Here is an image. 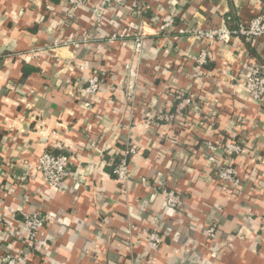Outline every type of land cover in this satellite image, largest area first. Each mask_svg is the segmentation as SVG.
<instances>
[{
  "label": "crops",
  "instance_id": "crops-1",
  "mask_svg": "<svg viewBox=\"0 0 264 264\" xmlns=\"http://www.w3.org/2000/svg\"><path fill=\"white\" fill-rule=\"evenodd\" d=\"M98 3L0 0V258L27 236L25 215H49L36 248L23 245L33 253L24 264H264V99L240 82L264 62V36L195 32L229 28L231 11L249 25L264 0H129L100 23ZM125 29L144 30L140 52L134 35L109 40ZM93 74L105 87L89 96L81 89ZM225 142L243 147L216 152L237 187H222L208 160L207 145ZM129 146L123 182L106 156ZM57 149L71 174L54 185L37 164Z\"/></svg>",
  "mask_w": 264,
  "mask_h": 264
},
{
  "label": "built area",
  "instance_id": "built-area-1",
  "mask_svg": "<svg viewBox=\"0 0 264 264\" xmlns=\"http://www.w3.org/2000/svg\"><path fill=\"white\" fill-rule=\"evenodd\" d=\"M70 4L74 8H83L87 4V0H69ZM129 0H99L98 5L94 11V17L97 22L100 23L102 15L110 8L114 7H126L129 4ZM174 20L171 16H168L164 20L163 30L173 28ZM197 35L203 40H213V39H228L229 35H240L245 39L251 41L253 39L260 38L264 36V14L259 13L256 15L249 25L238 24V28L231 31L228 28L201 31L196 30ZM135 36V49L140 52L143 46L144 40V30L137 33H132L130 29L122 30L121 32L113 31L110 34L109 40L115 42L117 40H125V38L130 36ZM209 52L207 50L201 51L198 58L199 65H204L208 62ZM88 84L86 87L81 89L83 94H88L89 96L97 95L98 92L105 87L104 81L97 74H93L88 77ZM244 91L248 96L262 101L264 99V68L258 63H254L253 67L249 71L248 75L240 81ZM193 100V97H188L184 100V104H188ZM174 115L170 113L161 112L158 115L160 120L172 121L174 120ZM209 156L208 160L214 164L216 169V177L222 187L232 188L239 185L238 178L235 175L234 167L231 165H224L218 160L216 152L221 150L227 157H233L242 153L243 147L237 142H225L222 144L215 145L209 143L207 145ZM136 153V149L129 146L123 152V158L118 166L115 168L114 173L123 182H127L129 179V160L128 157ZM37 170L40 175H42L48 182L59 185L65 178L71 174L70 171V158L67 155L55 156L52 152L48 151L43 153L39 158L37 164ZM168 206L178 207L182 199L175 191L167 192ZM51 219L49 215H25L22 223L23 231L27 236H18L17 241L21 244L20 248L13 246L9 248L7 254L0 258V264H24V261L28 260L33 253L30 249L24 247L23 245L28 243L33 248H36V244L39 241L41 231L43 230L46 222ZM215 225L209 227L208 232L212 236L215 233ZM149 244L151 247L157 248L161 242V236L158 233H151L149 235Z\"/></svg>",
  "mask_w": 264,
  "mask_h": 264
},
{
  "label": "trees",
  "instance_id": "trees-1",
  "mask_svg": "<svg viewBox=\"0 0 264 264\" xmlns=\"http://www.w3.org/2000/svg\"><path fill=\"white\" fill-rule=\"evenodd\" d=\"M226 21H227V23L229 25L228 29H230L231 31H233V30L238 28V23H237L238 22V18H237V16H236L234 11H231V13L228 15ZM254 55L257 56L255 53H254ZM258 64H260L264 68V62L263 61H259ZM28 75H29V71L26 68H24V70H23V79H25ZM122 158H123V156L120 155V154H115L113 156L112 155L106 156L107 162H110V160H113L111 167L110 166L106 167L107 172L112 177H117L116 174L114 173V170L118 166V164L121 162ZM128 160H129V157H128Z\"/></svg>",
  "mask_w": 264,
  "mask_h": 264
},
{
  "label": "water",
  "instance_id": "water-1",
  "mask_svg": "<svg viewBox=\"0 0 264 264\" xmlns=\"http://www.w3.org/2000/svg\"><path fill=\"white\" fill-rule=\"evenodd\" d=\"M66 150L65 149H57L53 152V155L59 156L62 155Z\"/></svg>",
  "mask_w": 264,
  "mask_h": 264
}]
</instances>
